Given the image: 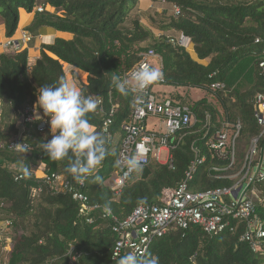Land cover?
<instances>
[{
	"label": "trees",
	"instance_id": "1",
	"mask_svg": "<svg viewBox=\"0 0 264 264\" xmlns=\"http://www.w3.org/2000/svg\"><path fill=\"white\" fill-rule=\"evenodd\" d=\"M0 0V30L8 39L19 29L20 9L33 13L25 30L35 40L44 26L69 33L70 38L56 36L51 43H40L38 58L29 65L28 49L0 51V222L12 220V247L4 250L0 241V264H116L112 260L118 235L112 221L94 209L87 215L71 193H56L47 189L33 195L41 185L40 178L30 174L40 165L45 172H60L76 181L68 172L70 160L53 161L40 144L52 138L50 122L40 131L39 121L21 124L27 107H37L41 86L57 84L68 78L65 64L86 72L87 80L77 77L82 96H92L98 108L89 114V123L97 134L107 138L108 155L79 190L110 209L119 220L125 219L143 203H159L166 189H175L185 177L194 159L191 145L196 141L206 161L198 170L194 187L206 190L231 185L232 180L219 179L214 166L221 165L205 145L201 131L206 112L213 116L215 127L228 114L243 123L241 139L249 144L260 134L254 117L253 99L264 91V75L259 63L264 60V0ZM161 2L162 23L145 27L140 17L144 3ZM39 5L50 9L36 10ZM174 6L180 9L175 14ZM183 33L191 39L197 59L178 43H172L165 32ZM174 35V34H172ZM257 39L259 40L257 42ZM153 48L162 59L166 84L186 85L212 92L211 84L224 83L215 91L224 111L204 97L193 103L199 122L174 152V167L156 160L142 164L132 172L119 194L112 189L114 172L118 170V145L123 136L122 125L128 119L136 95L121 94L113 85V76L124 79ZM192 50V46L190 48ZM31 66V67H30ZM238 69L240 74L233 73ZM242 79H241V78ZM248 80V87L238 90L234 85ZM189 102L186 98L182 99ZM190 103V102H189ZM113 106L116 111L109 132L103 130L105 119ZM22 136L30 150L16 151L10 142ZM245 152H239L236 168L244 162ZM29 170L22 180L15 175ZM99 176L101 179L96 180ZM262 201H258L255 217L264 227V182L258 185ZM90 220H89V219ZM247 222L237 220L234 229L208 234L200 227L172 229L157 238L145 259L157 258L158 264H264V245L254 252L242 234ZM197 254L195 258L193 256Z\"/></svg>",
	"mask_w": 264,
	"mask_h": 264
},
{
	"label": "built area",
	"instance_id": "2",
	"mask_svg": "<svg viewBox=\"0 0 264 264\" xmlns=\"http://www.w3.org/2000/svg\"><path fill=\"white\" fill-rule=\"evenodd\" d=\"M45 9L50 8L44 5L36 7L38 11ZM174 12L180 13L178 6H174ZM32 37L28 32H24L22 41L30 42ZM170 41L186 48L191 39L180 33L178 36L170 37ZM6 46H14L13 41L7 42ZM155 60L159 61L158 65L154 63ZM141 66L156 68L160 71L161 78L154 82L145 93L135 94L136 99L131 113L122 125L123 136L118 145L117 157L119 168L114 172L111 184L116 194L122 191L125 181L131 174L126 168V160L129 157L137 156L141 164L149 163L154 159L159 163L169 164L173 168V150L180 145L188 133L195 132L193 128L199 122L193 109V103L199 99L189 103L166 97L163 93L155 91L154 87L165 84L166 79L162 71V59L153 48L143 53L138 63L125 73L123 78L131 80L132 74ZM259 69L264 75V60L259 63ZM224 87V83L214 82L210 88L212 91H217ZM204 91L207 93L206 90ZM101 103L102 100L99 99L98 104ZM116 107H112L109 117L104 121L105 132H109L113 123ZM253 107L254 117L261 132L251 139L249 150L240 168H236V165L237 141L243 129L242 120L239 117L231 119L225 113L219 119L220 126L217 128L210 112L205 113L203 120L201 131L202 137L206 138L205 145L212 156L221 162V165L214 166L213 170L216 171L217 178L232 180L231 185L206 190L198 189L196 185L194 187L198 170L206 161L202 149L194 141L191 145L194 159L190 162L185 171V177L178 187L164 190L159 203L140 204L125 219L119 220L110 209L100 204H92L89 196L79 190V185L83 186L84 180L73 181L60 172H45L44 165L39 166L42 168V175H39L37 169L30 171L31 175L40 178L42 182L40 186L33 188V195L37 196L44 189L56 193L69 192L79 203L82 213L88 215L94 209L101 210L102 216L112 221V229L118 235L112 253V260L115 262L128 252L146 258L153 242L172 229L187 230L198 226L208 234H216L228 229L233 230L234 222L237 220L247 222V229L241 238L249 242L254 252H258L264 245V227L255 217L257 202L262 201L258 185L264 182V91L255 95ZM37 115L41 119H36ZM154 117L161 119L165 130L155 129L156 125L153 126L155 127L153 130L148 128V120ZM49 119L43 115L42 109L32 106L25 110L21 124L39 121L38 129L43 131L48 127ZM91 126L96 132L97 127ZM24 145H28L30 150L29 142L22 136H18L10 142L9 148L24 151ZM162 151H166L165 159H162ZM24 178L25 174L22 171L15 175L16 180ZM12 224L10 219L0 222V239L11 240ZM4 250L7 251L8 248ZM196 256L197 254L193 258Z\"/></svg>",
	"mask_w": 264,
	"mask_h": 264
},
{
	"label": "clouds",
	"instance_id": "3",
	"mask_svg": "<svg viewBox=\"0 0 264 264\" xmlns=\"http://www.w3.org/2000/svg\"><path fill=\"white\" fill-rule=\"evenodd\" d=\"M161 73L154 67L141 66L131 80L113 76V85L118 92L128 95L143 94L157 80ZM36 106L43 115L50 118L52 138L42 142L40 147L47 158L53 161L70 160L68 172L76 181L82 182L91 176L108 155L107 138L93 131L89 123V114L98 108V101L92 96L84 97L78 87L67 78L61 77L57 84L41 86L37 93ZM36 119H41L39 115ZM24 152L29 146L24 145ZM142 167L137 156L126 160L128 173L137 172ZM29 175V170L24 169ZM100 180L99 176L95 177ZM116 264H158L155 257L145 259L133 252L122 255Z\"/></svg>",
	"mask_w": 264,
	"mask_h": 264
},
{
	"label": "rangeland",
	"instance_id": "4",
	"mask_svg": "<svg viewBox=\"0 0 264 264\" xmlns=\"http://www.w3.org/2000/svg\"><path fill=\"white\" fill-rule=\"evenodd\" d=\"M161 2H164V0H162ZM161 2H156L155 4H151L150 2L144 3L143 9L139 13L144 26L148 27V28H152V30H154V32L157 33V35H158L159 31L155 28V25L162 23V20L165 17V16H163L164 6H162ZM164 34L169 35L171 37L172 36H178V33L176 34L172 31L165 32ZM172 34H174V35H172ZM191 46H192V42L189 43V45H188V47H186V49L190 52L192 57L197 59L194 52L190 50ZM155 64L158 65L159 61L155 60ZM242 71H238V69H237L233 73V75L240 74V75H242L241 77H243ZM78 72H79L80 78H82V80L86 81L87 80L86 73L83 71L81 72L80 70H78ZM241 79L239 81H237V83L234 85L238 90H244L245 88L248 87V80H244L241 82ZM75 84H76V81H75ZM187 88H188V86H186V85H177V84H169V83L168 84L165 83L163 85H158V86L154 87L155 91L162 90V92H165L166 97H171V98L177 97V93L184 94L187 91ZM205 96L208 97L209 100L217 106L218 110L220 111V115H222L223 112H225L224 108L217 101V99L215 97L216 96L215 91H212L210 93H206L204 90H202L200 88L192 87L191 92L189 93V98L193 99V100L189 101V102L191 103L194 100L200 99V98L205 97ZM154 125H156V128L153 127ZM148 128L151 130H153V128L165 130L164 124L161 122V119L158 117L150 118L148 120ZM244 143L245 142L242 141L241 136H240L238 141H237V158H239V152L240 153H241V151L245 152V156H246V153L249 150L250 142H249V144H244ZM161 156H162V159H165L166 158V151H162ZM37 171H38L39 175H42V168L38 167ZM108 183H110V185H111L112 181H109ZM0 241H3L4 249L8 248L7 251H9V247L11 249L12 238L9 241L6 240L5 238H1Z\"/></svg>",
	"mask_w": 264,
	"mask_h": 264
},
{
	"label": "crops",
	"instance_id": "5",
	"mask_svg": "<svg viewBox=\"0 0 264 264\" xmlns=\"http://www.w3.org/2000/svg\"><path fill=\"white\" fill-rule=\"evenodd\" d=\"M32 19H33V13H30L26 9L21 8L20 9L19 29H18L16 35L14 37L10 38V39L9 38L7 39L5 37L3 31L0 30V51L10 50V49H14L16 51H21L23 49H28L29 53H30L29 65H31V66L33 65V63L38 58L39 51H40V43L41 42H43V43H51L56 36H63V37H66V38H70V36H71L69 33L58 32L53 27L44 26V27L39 29V34H38V36H36L35 40L32 39V41H30V42H23L22 41L23 33L27 32L25 30V27H27L31 23ZM9 41H13L14 46L7 47L6 44ZM191 51H193L194 54L197 57V54H196V52L194 50L193 44H192V50ZM154 63H155V61H154ZM65 69H66V73H67V76H68L69 80L72 81L74 84H75V81H76L75 85L77 87H78V85H77L78 82H77L76 77L80 81L85 82L84 80H82V78H80V75H79V72H78L79 69H77V68H75V67H73V66H71L69 64H65ZM86 76H87V74H86ZM159 92H161V93H163L165 95V92H162V90H160ZM190 92H191V88H187V91L184 94L177 93V97H174V98L172 97V98L173 99H177V100H182L183 98H186L188 101H191L193 99L189 98V93Z\"/></svg>",
	"mask_w": 264,
	"mask_h": 264
}]
</instances>
